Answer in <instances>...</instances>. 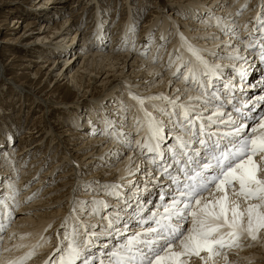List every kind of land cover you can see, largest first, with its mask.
<instances>
[{
    "label": "bare ground",
    "instance_id": "1",
    "mask_svg": "<svg viewBox=\"0 0 264 264\" xmlns=\"http://www.w3.org/2000/svg\"><path fill=\"white\" fill-rule=\"evenodd\" d=\"M50 1L48 7L41 8V12L36 9L28 11L29 8L25 7L28 12L16 16L20 19H11L13 29H20L25 24L24 31L22 35L11 33L4 41L13 43L25 36L29 37L30 40L22 45L26 47L24 50L34 51L39 55L37 59L22 60L36 64L33 80L37 81L40 75L50 79L55 72L56 83L53 87L66 80L70 91L77 93L76 101L80 105L88 106L90 109L87 111L91 110L92 113L85 117L78 114L82 116V122H78L77 114L71 115L70 124L63 126L60 118L48 119L53 107V102L48 99V95L52 96L51 93L35 84L25 86L27 82L18 85L21 90L29 93L35 109H39L40 114L43 112V121L46 124L43 128L45 132H49L46 137H51L46 143L48 147L45 153L31 157L32 160L27 166L20 169L19 174L22 177L19 185L30 182L32 177L44 168L48 162L46 153L50 149H63L60 153L63 156L57 157L59 162L50 164L48 170L41 174L43 178H39L33 186L22 191L23 186L14 184V180L18 178V167L20 163L28 160L31 152H40L42 143L45 142L31 147L35 142L34 136L39 133H35L37 126L34 127L33 123V126L23 133L24 145L27 146L29 142V147H20L16 154L11 156L9 146L10 140L14 139V128L4 124V132L10 140L0 138V201L3 202L0 205V225L5 226L4 231L0 232V264H29L35 258H41L37 264H54L61 254L57 252V248L66 251L63 245L67 241L63 237L67 235L71 238L77 221L97 225L96 231L99 232L106 224V221L101 219V215L105 213L124 207L126 219L135 215L138 210L137 201L133 198L137 194L136 186L138 184L141 189L144 188L150 177L143 173L146 169L151 171L152 168L146 157L141 154V145L149 136L148 128L143 123L144 110L151 112L153 117L164 125L162 148L167 151V147L174 143L172 123L167 116L161 115V112L152 106L170 111L167 100L178 98V103L187 104L190 102L189 97L201 95L196 83H189L187 86L182 82L190 70L195 69L198 73L203 70L196 54L209 65L222 69L223 75L216 80L218 87L223 83H230L232 87V91L228 93L231 103L225 105L228 110L225 108L224 111H231L235 106L247 116H264V60H261L259 51L264 40L258 39L264 37L263 0H167L170 10H173L169 11L167 16H175L174 32L166 24H153L146 32L148 23L152 22L153 18L143 23L144 28L138 37L134 31L136 19L128 18L123 32L119 34H122L121 38L116 39L117 44H114V40L119 38V35L112 36L110 48H106L111 32L105 29L104 24L109 23L105 15H98L97 26L86 35L81 29L74 28L76 23L72 18L58 20L64 14L68 3L75 0ZM90 1L96 4L95 0ZM200 1L203 4H200ZM257 4H262L261 8L257 9ZM74 6L71 5L69 16L71 13L75 14L76 11L72 10ZM8 17L10 15L6 19ZM28 17L33 18L27 19ZM42 19L45 20L44 23H40ZM218 36H221V39ZM164 49L166 52L161 58ZM239 49H243L239 56L244 59L222 61L228 60L224 57L237 56ZM72 51L75 53L65 61L62 69L60 66L54 68L55 64L64 60ZM246 51L250 53L244 56ZM15 60V56L10 60L12 67ZM215 63L229 66V69ZM76 65L79 66L74 68ZM166 66L170 68L164 73L162 69ZM30 67L31 65L27 64L24 69ZM47 68L54 70L47 71ZM0 69L2 76L4 71H10L1 59ZM241 71L246 73L243 77L240 75ZM224 91L226 90L222 89L220 95H223ZM20 96L26 99L24 93H20ZM151 97H164L167 100H154L150 99ZM141 99L144 101L143 109L139 103ZM191 103L196 105L197 113L201 112L197 110L201 108L199 101L193 99ZM249 109L252 111L249 112ZM212 110L209 106L208 110L202 113L203 116H209ZM238 115L239 113L233 111L234 118ZM248 127L250 128L251 124ZM220 130L226 129L221 126ZM210 131H216V128L213 127ZM134 137H137L135 142ZM4 164L8 167L5 168ZM65 167L68 168L58 174L56 181L51 182V173ZM88 172L91 173L87 176ZM81 175L84 177L79 178L77 182L76 177ZM152 175L154 176V172ZM71 176L74 177V182H70ZM126 176L131 178L125 181ZM113 185L120 187L118 190L110 188ZM5 187L7 190L4 193L2 190ZM78 188L82 191L74 197ZM164 191L167 193L169 189L165 188ZM117 195L120 197V203L116 202ZM159 195L160 187L149 184L141 203L147 201L145 207L155 211V206L160 204ZM205 195L211 198L210 194ZM125 200L128 201L126 206ZM96 202H103L108 207L98 208ZM147 214L146 212L145 215ZM131 231L139 229L132 228ZM79 239L83 241V236ZM51 240L58 242H52L53 246L46 250L45 255L40 258L36 256ZM121 240L122 238L114 236L101 237L86 255L90 258L96 257L93 264H100V260H106L102 253L118 247ZM77 264L81 262L77 261ZM190 264L203 262L193 257ZM209 264H264V230H261L256 240H252L246 232L242 233L236 244L223 248L221 254L214 257Z\"/></svg>",
    "mask_w": 264,
    "mask_h": 264
},
{
    "label": "snow or ice",
    "instance_id": "2",
    "mask_svg": "<svg viewBox=\"0 0 264 264\" xmlns=\"http://www.w3.org/2000/svg\"><path fill=\"white\" fill-rule=\"evenodd\" d=\"M258 39L264 40V37ZM259 51L261 60H264V44L260 45ZM196 55L203 70L199 73L190 70L183 78L186 84H197L200 96L189 97L187 104L178 103V98H150L167 100L170 109L152 106L172 123L174 143L167 147V151L162 148L164 125L151 112L144 110L149 136L141 145V154L152 168L143 173L150 177L144 188L136 186L137 194L133 198L138 210L135 215L126 219L124 207L105 213L101 219L106 224L99 232L96 231L97 225L77 221L71 238L63 237L67 241L63 245L66 251L57 248L61 254L54 264H77V261L93 264L96 257L90 258L86 253L96 240L104 236L122 240L118 247L102 253L106 260H100V264H190L193 257L209 264L223 248L236 244L242 233L246 232L256 240L264 230V116H247L235 106L231 111H224L225 105L231 103L228 93L232 87L230 83L218 87L216 80L223 75L222 69L209 65ZM224 58L244 59L239 55ZM245 74L240 72L241 77ZM222 89L226 91L220 95ZM193 99L200 102L201 112L195 111L196 105L191 103ZM139 103L143 109L144 101L141 99ZM209 106L213 110L204 117L202 113ZM233 111L239 113L235 118ZM221 126L226 130L221 131ZM213 127L216 131H210ZM152 172L156 175L153 176ZM149 184L160 187V204L155 206V211L145 207L147 201L141 203ZM119 187L110 186L117 190ZM165 188L169 189L167 193ZM206 193L211 198H207ZM116 202L120 203L119 195ZM2 203L0 201V205ZM96 203L98 208L108 207L103 202ZM127 203L125 200L124 205ZM4 228L0 225V232ZM132 228L139 231L133 232ZM81 236L83 241L79 239ZM204 253L207 255H202Z\"/></svg>",
    "mask_w": 264,
    "mask_h": 264
},
{
    "label": "rangeland",
    "instance_id": "3",
    "mask_svg": "<svg viewBox=\"0 0 264 264\" xmlns=\"http://www.w3.org/2000/svg\"><path fill=\"white\" fill-rule=\"evenodd\" d=\"M77 1H80V2L78 3ZM50 2H51L50 0H0V24L2 26V29L0 30V59L2 60L3 64L6 66V68H8L10 70V71H6V72L4 71V75L2 76V73H1L2 69H0V138H5L6 140H10V138L8 137V134H6V132H4V130H5L4 124H7V125H9V127L14 128V129H12L13 130L12 134L14 135V139L10 140V146H9L10 155L13 156L16 154V151L18 150V148L21 147V149H23L25 147H29L28 146L29 142L26 144L27 146L24 145L25 135L23 133L27 132V129L29 127H32L33 123H35L34 127L37 126L36 127L37 130L35 133H37V132H39V133L36 134L37 137L34 136L35 142H33V144H31V147L35 144L38 145L41 142H45V143H42L43 148L40 149V152H38V153H36V152L32 153L31 152V154L29 155L30 157H28V160L22 164L20 163V166L18 167V174H17L18 178L14 180V184L18 183V185H19V182L21 181V177H22L19 174V172L21 171L20 169H24L27 166V163H29L30 160H32L31 157L38 156L41 154L43 155V153H45V151H46V147H48L47 146L48 144H46V143H48L51 139V137H46L49 134V132L48 133L45 132V129L43 128V126L44 127L46 126V124L44 123L45 120L42 116L43 112H41V114H40L39 109H35V106L31 103L33 100L31 101V97H29L30 96L29 93L21 90L18 87V85H21V83H23V82H27L24 84L25 86L35 84L38 87H42V88L44 87L43 88L44 91L51 93L52 96L48 95V97H50L48 99H50V101L53 102V104H52L53 107H52V112L50 109L51 115H49L48 119L56 120V119L60 118V120L64 124L63 126H67L70 124L69 116H71V115L82 114L85 117V115L87 116L88 114L90 115L92 113L91 110L89 112L87 111L90 109L88 106L80 105V103H78L76 101L78 98L77 93L74 92V90L70 91V88H68V84H67L66 80L63 83L57 84L55 87H53L54 84L56 83V80L54 78L55 72L52 73V77L50 79H46L44 77V75H40L37 77V81L33 80V78H35L34 73H35V68L37 66L35 63L29 64L27 62H24L23 60L25 58L37 59L39 54L35 53L34 51L27 52L26 50H24V48H26V47L22 46V45L30 40L29 37L25 36L22 39H20L19 41L13 42V43L12 42L7 43L4 41V40L8 39L9 36H11L9 34L14 33L16 35H22V32L24 31L23 26L25 24H23L20 29H13V27H12L13 21L11 19H15L16 16H19V14H21L22 12L25 13V12H28L29 10H32V9H36L37 12H41L42 11L41 8L48 7V4ZM95 2H96V4H94V2H92L90 0H75L74 2L70 1L66 7V10L64 11V14L60 18L58 17L59 18L58 20L63 21V20H66L67 17L72 18V21L74 23H76L74 28H78L79 30L81 29L82 33L88 35L97 26L96 19H97L98 15H105L106 19L109 21V23L104 24V25H106L105 29L107 32H111V34H110L111 37H109V39L107 41L108 46H106V48H110V45H111L112 40H113L111 38L113 35H119L121 32H123L125 22L128 21L127 20L128 18L136 19V21L134 22V31L136 34L135 36L140 35L141 30L144 28V27H142L143 23H145L146 21H149L150 19L152 20L153 18H154V20L152 22L148 23L149 28L146 29V32H148L149 29H151L150 27L153 26V24H159V25L166 24V26H168L169 28L172 29V32H174V29H176V26L174 25V23H176V21L174 19L175 16L174 17L173 16H170V17L167 16L169 11H173V10H170L171 7L169 6V3L167 2V0H95ZM263 2H264V0L262 1V3ZM200 4H203L202 1H200ZM71 5H75L72 10H75L76 12H75V14L71 13L70 14L71 16H69V10H70ZM261 5L262 4H259L257 9L261 8ZM31 6H33V7H31ZM263 6H264V4H263ZM25 7L29 8L28 11L26 9H24ZM130 10H132V11H130ZM155 11L157 13H155ZM130 13H131V15H127ZM8 15H10V17H8V19H6V17ZM29 18H33V17H28L27 19H29ZM16 19H20V17H17ZM183 19H185V18H183ZM44 22H45V20H43V19L40 20V23H44ZM39 27H40V25L37 26V29H39ZM121 35L118 36L119 38H115V40H114L115 42L113 41L114 44L118 43V40H116V39H120ZM12 37L15 39L14 36H12ZM218 38L221 39V36H218ZM61 39H62V37H60V40ZM58 42H60V41H58ZM60 43H62V42H60ZM78 43H80V41ZM242 51H243V49H239L237 51V55H240ZM165 52H166V50L164 49L162 51L161 58L164 57ZM74 53L75 52H73V51L70 52L64 60H62V61L60 60V62L58 64H55L54 68H56V66H60V68L62 69L65 61L67 59H70ZM249 53H250L249 51H246L244 56L248 55ZM14 56L16 57V60L13 63V67H12V65L10 64V60ZM253 56H254V54H253ZM222 61L224 62V61H230V60L228 59V60H222ZM27 64L31 65V67L29 69H24ZM217 64H219L221 67H224L227 70L229 69V66H223V64L215 63V65H217ZM78 66L79 65H76L74 68H77ZM54 68L53 69L47 68V71L50 69L52 72V70H54ZM169 68L170 67H168V66L163 67L162 72H164V73L168 72ZM182 82L185 83L184 80ZM187 86H189V85L187 84ZM27 91H28V89H27ZM20 93H24L26 99H23L24 97L20 96ZM197 110L200 111L201 108L197 109ZM226 110H228V107L226 108ZM1 111H3L4 114ZM9 116H10V118H9ZM77 120H78V122H82V120H83L82 116L78 115ZM143 123H145V121H143ZM3 132H4V134H3ZM21 137H22V141L20 142ZM136 138L137 137L133 138L134 142H135ZM56 146H58V145H56ZM39 147H41V146H39ZM62 151H63V149L58 150V148L57 149H55V148L50 149L46 153L47 154L46 155V161L48 160V162L46 163L44 168L41 169L35 177H32L30 182L25 183L24 185H19V186H23V188H21L22 191L26 188H30V186L34 182L38 181L39 178H43L41 174H43V172L48 170V168L52 162H54V163L59 162L57 160V157L61 158L63 156V155H60V153ZM56 153H57V156H56ZM58 155H60V157ZM124 155L127 156L128 154H124ZM41 156H39V157L41 158ZM7 167L8 166L5 165V168H7ZM33 168H31V169L33 170ZM67 168L68 167H65L64 169H59V170H56L54 173H51L50 178H49L50 181L51 182L56 181L55 178H57L58 174L64 172V170H66ZM31 169H29V170L31 171ZM90 173L91 172H88L87 176L90 175ZM155 175H156V173L154 172V176ZM82 177H84V176L81 175L80 177H76L77 182H78V179L82 178ZM69 178H70V182H72V181L74 182L73 176H71ZM130 178L131 177L126 176L125 181L129 180ZM161 180H163V177ZM41 184H42V182H41ZM6 190H7V188L5 187V188H3L2 192L5 193ZM81 191H82V189L78 188L76 190V193H75V189H74V193H75L74 197L78 196L79 192L81 193ZM52 242L57 243L58 241L51 240L40 251L43 254L39 255L40 252H38V254H36V256H39V258H40L42 255H45L46 250L53 246ZM39 260H37V258H35L29 264H37Z\"/></svg>",
    "mask_w": 264,
    "mask_h": 264
}]
</instances>
